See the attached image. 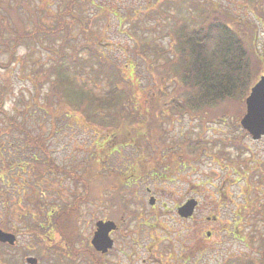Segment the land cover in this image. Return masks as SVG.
Wrapping results in <instances>:
<instances>
[{
  "label": "rangeland",
  "instance_id": "374dc122",
  "mask_svg": "<svg viewBox=\"0 0 264 264\" xmlns=\"http://www.w3.org/2000/svg\"><path fill=\"white\" fill-rule=\"evenodd\" d=\"M80 1L84 3L75 12L93 18L90 24V31H93L91 40L102 50L106 48L105 51L111 57L119 59L118 65L122 66L124 74L131 75L132 81L137 82L136 88L150 90L148 94H153L154 98L160 93H170L174 83L161 79L163 74L159 75V68L152 67L151 59L133 56L132 51L136 45L138 48L143 47L145 38L162 46L169 43V39L165 40L160 35L165 30L173 28L174 23L170 16L164 19L156 11L162 4V0H96L98 4L95 6L90 4L89 0ZM208 1L216 2V5L221 6L230 14L240 34L242 24L239 21L245 20L254 25L255 34H251L247 42L253 50L254 46L250 43L255 35L258 53L257 59H254V68L257 71L255 78L263 74L264 63H261V58L264 57L262 55L264 53V0ZM64 2L65 0H15L12 4L19 6L18 14L15 15L20 20L18 22L30 29L32 27L31 14L26 8L24 10L21 7L22 3L24 6L28 3L33 7L34 21L39 20L51 24L53 17L62 8ZM147 5H152V14L141 12L139 16L143 17V23H138L137 26L125 22L119 24L113 17V14L121 12L120 9L125 11L130 10V7H139L142 8L141 11H144ZM102 6L109 7L111 14L96 12L98 15H95L93 13L97 9L100 10ZM167 11L175 17L186 14L185 11H177L174 8ZM89 12H92L90 16H88ZM10 20L13 24H17L15 18H10ZM159 20L164 25L167 23L166 27L160 26L157 22ZM138 21L141 22V19ZM128 32H137L134 40L128 39L126 34ZM69 36L70 39L76 36V40L70 43L76 45L77 48H81L85 44L83 41L87 39L77 26L69 31ZM44 42V46H18L14 52L15 59L6 67H0V89L3 90L2 110L6 116L0 112V150L2 151L0 156L2 159L0 160V223L6 226L4 228L18 233L19 240L31 245H34V241L29 238L30 233L28 232L36 234L37 237H42L39 231L46 234L44 235L48 237L47 241L44 240L46 244H43L41 249L38 248L39 251L46 253L52 249L50 244L56 240V237L54 240H50L49 237L59 232L57 225L48 228L51 223H47L46 210L49 209L50 202H62L66 205L73 200H85L80 208L81 212L85 211L87 214L81 215L79 224L74 218L71 227L75 230L74 246L77 247L79 240L88 241L92 236L94 222L90 212L100 211L98 207L88 203V200H100L101 197L97 196L100 191H103L104 186L117 185L121 188L120 201L126 202V209L122 216L127 218L132 210H139L143 213V220L138 221L137 229L132 223L131 226H127L134 231L133 238L139 240L141 246L134 247L133 245L131 250L128 247L130 242L124 243L126 240H121V247L124 250L129 253L130 251L135 252L132 258L120 254L121 264H142L140 261L143 258L150 259L148 264H243L248 261L249 257L253 264H264L260 261L264 245V221L256 218L264 212V208L244 206V176L240 173L234 175L226 168H220L214 155L219 149L214 148L213 142H216L218 146L220 138L236 137L237 147L241 150L233 145H228L226 148V152H231L232 159L250 158L251 150L254 155L264 156V140H252L239 125V119L245 111L239 114V106L237 109L228 107L224 110L227 115L218 117L219 115L213 114L212 119H204L200 122L198 117L190 118L187 114L172 113L170 120H167L163 115H168V111L152 110L153 101H147L149 96L143 95L144 92L141 90V95L138 94L136 101L133 102L134 110L136 109L133 115L137 118L135 121L140 122L139 127H136L137 132L129 129L130 136L126 139V141L128 138L133 140L131 142L133 145L128 144L121 148L123 146L119 142L121 136L115 126L112 128L106 125L96 126L87 122L81 114H72L71 111L74 109L72 106L60 105L56 97L47 94L50 81L48 79L41 81L42 76L39 71L44 72L58 60L60 39L53 43V48L49 47L46 41ZM123 49H126V52ZM66 50L68 51V48ZM8 57V51L0 49V63H7ZM126 60L130 67L124 65L127 64ZM163 61L161 58L157 62L162 63ZM70 72L68 73L70 78L83 84L95 95H102L109 91L110 84L103 79H95V75L92 77L88 69L81 72L72 69ZM164 76L168 78V75L164 74ZM162 83H166V86L161 85L162 88L156 91L155 87ZM147 102L151 103V107L149 106V110L145 113L143 106ZM60 107H64L66 111L61 113ZM8 116L13 119L14 123L24 125L33 136L45 137L46 145L56 164L73 169L76 173H72V176L64 172L56 174L55 171L46 173L44 176H42L43 173L36 174L33 171L34 161L32 158L29 159L31 152L29 153L26 150L27 147L22 145L23 135L9 126ZM223 119L225 121L221 122ZM161 121L162 124H159ZM105 134L111 137L102 138V150L100 151L96 138ZM186 137L191 139L192 144L199 137L207 142V155L203 157L201 164L200 161H191V157L187 159L184 155L186 150L183 149V145L185 143L180 144ZM159 139L163 141L162 146ZM105 142H108V145L112 143L113 147L110 149L108 146L104 147ZM175 142L178 144L175 145ZM136 146H140L142 148L140 151L145 152L144 154H152V156L155 149L159 151L164 148L167 158L161 157V159L163 163H166L167 170L156 177L146 170L148 168H145V173L138 179L135 177L138 174L132 177L127 174L128 178L126 175L117 178L115 176L117 174L114 173L108 180L105 174H109L108 171H111V168L119 167L122 162L126 169L130 168L129 162H133ZM187 150L191 151V149ZM108 152L115 155L100 162L97 156ZM167 153H171L172 158L168 157ZM33 154L38 161L45 158L37 150ZM219 163L222 166L225 164L223 161ZM244 168L240 165V169L244 170ZM86 174L92 178L90 179L92 184H89L87 176L88 186H86L92 193L84 196V189L81 186L85 185L81 182L85 180ZM251 174L250 192H246L247 197H257V202L264 203L263 196L257 194L260 191L255 190L257 186L252 181L254 173L251 172ZM234 178L239 179L237 183H234ZM150 196L154 198L152 205L149 204ZM192 197L198 202L193 218L183 219L177 213V206ZM219 200L221 205L218 203ZM40 202H44L42 208L35 206V203ZM234 211H237V216L233 215ZM218 213H220L218 220L207 219V216H218ZM98 215L100 214L96 216ZM236 219L237 223L234 226ZM38 222H41L45 229L42 228L37 232L32 227ZM207 231H210L208 236ZM80 247L82 248L81 245ZM35 252L36 250H33L31 253ZM187 256L189 258L186 261L183 258ZM3 260L4 251L0 245V264H4ZM37 264H54V262L49 257L41 255Z\"/></svg>",
  "mask_w": 264,
  "mask_h": 264
},
{
  "label": "trees",
  "instance_id": "16d2710c",
  "mask_svg": "<svg viewBox=\"0 0 264 264\" xmlns=\"http://www.w3.org/2000/svg\"><path fill=\"white\" fill-rule=\"evenodd\" d=\"M14 1L0 0V49L8 51L9 54L8 62L0 63V67H6L9 62L15 59L14 52L20 45L44 46V41H46L49 47L53 48V43L60 39L58 45L60 52L57 53L58 60L44 72H42L41 67V71H39L42 76L41 81H47V79L50 81L47 94L56 97L60 105L72 106L74 109L72 111L69 109L72 114H81L87 122L96 126L106 125V127L111 128L115 126L121 136V141H119L122 143L120 145H123L121 148L128 144L133 145L131 143L133 140L128 138L126 141V139L130 136L129 129H132V132H137L136 129L139 127L140 122L135 121L137 118L133 115V112L136 113L133 102L136 101L138 94L141 95V90L144 92L143 95L149 96L147 101H153L152 110L158 112L168 111V115H163L167 120H170V114L179 113L181 115L187 114L190 118L198 117L200 122L204 119H212L213 114H217V116L227 115L224 110L228 107L237 109L239 106V114L245 108L244 99L257 73L254 68V59H257L258 54L255 35L252 43H250L254 46L253 50L247 42L249 36L255 34L254 25L245 20L239 21L242 24L240 34L232 22L233 19L230 14L223 10L221 6L216 5V2L208 0L161 1L162 4L156 11L164 19L170 16L174 23L173 28L165 30L160 35L165 40L169 39V43L162 46L145 38L143 47L138 48L136 47L138 45H136L132 49L133 56L151 59L152 67L159 68V75L163 74L161 78L163 81L167 79L174 83L170 93H160L154 98L153 94H148L150 90L136 88L137 82L132 81L131 75L124 74L122 66L118 65V58L111 57L105 51V47L102 50L91 40L93 31H90V24L93 18L75 12L76 9L82 6L84 1L65 0L62 8L53 17L51 24L39 20L34 21L33 7L28 3H25L24 6L23 2L21 7L24 10L26 8L28 13L31 14L32 27L30 29L25 28L21 22H18L20 21L19 18L15 17L18 14L17 8L19 9V6L12 4ZM89 3L94 6L98 4L96 0H89ZM145 8L147 9L141 11L142 8L130 7V10L120 9V13L112 14L119 24L125 22L137 26L138 23H143V17L139 16L141 12L152 14V5H147ZM171 8L177 11L183 10L186 14L175 17L167 11ZM99 9L93 13L95 15L100 12L111 14L109 7L102 6ZM90 14L92 12H89L88 16ZM10 18H15L17 24H13ZM138 19H141V22ZM157 22L163 28L167 25V23L164 25L160 20ZM75 26L83 32L84 38H87L83 41L85 44L81 48H77L76 45L70 43V41L76 40L77 35L71 37V39L69 36V31ZM126 34L128 39L134 40L137 32ZM96 35H98V32H96ZM123 50L126 52V49ZM161 58L164 61L162 63L157 62ZM126 63L124 65L130 67L128 61ZM71 68L76 72L88 69L92 77L95 75V79H103L110 84L109 91L102 95H95L83 84L69 77L68 73L72 70ZM164 74L168 75V78ZM161 85L166 86V83L157 85L155 87L156 91L162 88ZM2 94L3 90L0 89V112L4 114ZM150 104L147 102L143 106L145 113L151 107ZM64 111H66L65 108L60 107V112L63 113ZM7 121L10 127L20 131L23 135L22 145L27 147L26 150L29 153L31 152L29 159L32 158V161H34L33 171L36 174L43 173L42 176H44L46 173L55 171L56 174L64 172L72 176V173H76L73 169H67L56 164L46 145L45 137L33 136L24 125L14 123L9 116ZM159 124H162V121ZM99 136L96 141L101 151L102 138L105 139L111 137V135ZM138 136L143 138L140 134ZM106 146L110 149L113 144L108 145V142H105L104 147ZM36 150L45 157L41 161L36 160V156L33 154ZM1 153L0 150V156ZM0 160H2L1 157ZM125 162L127 163V161ZM120 168L121 173L108 171L109 174H105L108 176V180L111 177L110 175L114 173L119 177L126 175L127 178L128 175H131L132 169H126L123 162ZM85 176V180L81 183L88 186V174ZM90 179L92 178L89 177V184H92ZM73 211L74 209L70 210L68 215L62 216L56 223L58 231L71 242L76 239L75 230L71 228L72 223H74ZM0 226L2 228L6 227L2 223H0ZM260 261L264 262V245ZM243 264H253L252 259L249 257L248 261L243 262Z\"/></svg>",
  "mask_w": 264,
  "mask_h": 264
},
{
  "label": "flooded vegetation",
  "instance_id": "af4514ba",
  "mask_svg": "<svg viewBox=\"0 0 264 264\" xmlns=\"http://www.w3.org/2000/svg\"><path fill=\"white\" fill-rule=\"evenodd\" d=\"M262 55H264V53ZM261 63L262 64L264 63V57L261 58ZM262 75H264V73L259 74L258 77H256L254 81L250 84L247 95H249L252 86L259 80V78ZM244 111H246V105H245ZM240 119H239V125H240ZM224 121L225 119L221 120V122H224ZM246 133L248 132L246 131ZM248 134L252 140H256V141L264 140V134H262L257 139H254L250 133ZM236 139H237L236 137L232 139L220 138V140H218L220 145L218 146L216 142H213L214 148L218 147L217 149H219V151L216 152V154H214L217 159L216 162L220 166V168L222 169L226 168L228 171H231L234 175L237 173H240L244 176V184H245L244 188L245 189L243 190L245 193H243L242 190L241 191L244 194V203H245L244 206L245 207L246 206H249V207L259 206V207L264 208V203H261L260 201L257 202V197L256 198H252L251 196L247 197V193H246V192H250V182H251L250 175H252L251 172H253L254 176L252 178V181L253 183L255 182L257 186L255 187V190L260 191V193H257V194H261L263 196L262 198H264V156L261 155L260 157V155L258 154L254 155L252 154L253 150H251L250 158H244V159L236 158L238 161L236 159H232L230 157L231 152H226L227 151L226 148L228 145H233L234 147H237L236 141L238 140ZM142 140H145V139H142ZM158 141L160 142V145L162 146L163 141L161 139H159ZM184 143L185 145H183ZM176 144H178V142H175V145ZM180 145H183V149L186 150L184 155L186 156L187 159L191 157V161L198 160L200 161V164H201L203 157L207 155L208 145H207V142H205V140L201 137H199L197 141H194L193 144L191 143V139L186 137L183 140V142H181ZM140 149H142L140 148V146H136V152L133 153V158H132L133 162L130 163V166L132 169L131 176L138 174L135 176L136 179H138L139 177L143 176L142 174H144L146 170H148L150 171L152 175L154 174L156 177H159L163 172L167 170L165 166L166 163H163L161 159V157L167 158L166 153H164V150H163L164 148L159 151L155 149L153 156L152 154L151 155L147 153L144 154L145 152H141ZM187 149H191V151ZM238 150H241V148H238ZM113 155L115 154L110 152V153H104L103 155L99 154L97 157H99V160L101 162V161L108 160L109 157ZM167 156L172 158L171 153L170 154L167 153ZM221 161L225 162L223 166L219 163ZM240 165L245 167L244 170L240 169ZM147 167L148 169L145 170V168ZM111 171L112 172L116 171L118 173H121V168L120 166L119 167L115 166L114 168H111ZM117 178H119V176H117ZM132 180L134 179L132 178ZM237 180L239 179L234 178V183H237ZM81 188L84 189V196H86L88 193L91 194L89 187L81 186ZM120 189L121 188H119L117 185L103 187V191H100L98 193L99 195L97 194L98 196L96 195L97 197H101L100 200L98 201L88 200L89 201L88 203H90L92 206L98 207L100 211L98 213H95L94 211L90 212L92 216L91 219L94 222V228L92 230V236L88 241L79 240L80 243L77 242L82 246V248L81 247L79 248L80 246L79 244H78L79 246L77 245V247L74 246L76 239H74V241L71 242V240L63 238L64 236L60 232H58L54 234V236L49 237L50 240H54L56 237V240L52 242V244H50V246L52 245L51 247L52 249L50 251H47L46 253L41 252V250L39 251L38 248L41 249V246L43 244L44 245L46 244L44 240L48 239V237H44V235L46 236V234H43L39 231L42 228L45 229V226H42L41 222L34 223L32 228L36 230L37 232L39 231L38 233H40L42 237H37L36 234L27 231L28 233H30L29 238L33 239L34 245H31L30 243L22 242L21 240H19L18 233L12 232L11 229L9 230V229H5L1 227L4 231L13 233L15 235V240L13 243L0 242V245H2L3 251H4V260H3L4 264H37L39 261V258H41V255H45L49 257L50 260L54 262V264H121L120 254L128 258L134 257L135 252L130 251L129 253L128 251L124 250V248L121 247L122 242L120 241L126 240L124 241V243L130 242L128 247L131 250L133 248V245L134 247L141 246L139 240H137L136 238H133L134 231L127 226H131V223H132V225L137 229L138 221L142 222L143 220L142 219L143 213L139 210H132L128 214L127 218H124L122 216L124 213V209H126V202L123 203V201H120L119 199L120 198L119 193H121ZM147 191H149V189H147ZM78 197H81V196H78ZM188 199L190 198H187L186 200ZM84 202L85 200H80V199L73 200L72 202H69L66 205H64V203L62 202H60L62 204L56 201L50 202L51 204L49 206L50 208L49 210H46L47 223H51V225L48 226V228H51L53 225H57L56 223L58 222V220L62 216L68 215L69 211L70 210L72 211L73 209H74L73 214L77 215V216H74V218L76 220V223L79 224L80 219L82 218L81 215L84 213L87 214V212L85 211L81 212L80 206ZM231 202L234 203L233 201ZM218 203L219 205H221L220 200L218 201ZM35 204H36L35 206H37L38 208H42L43 207L42 204H44V202L35 203ZM181 205L177 206V213H178V207H180ZM97 214H100V215L96 216ZM237 214H238L237 211H234L233 215L237 216ZM219 215L220 213H218V216L217 215L207 216V219H212L215 221L219 219ZM181 218L190 219V218H193V214L190 217H186V218L181 217ZM256 218L259 221H264V212L261 215L257 216ZM98 221H103V222L112 221L115 224V227L109 231V237L112 239V247L107 249V251H104V252L101 250H97L92 244V237L96 230V223ZM229 221L230 219L227 220V223ZM234 221L235 223L233 225L236 226L237 219ZM206 234L207 236L210 235V231H207ZM33 250H36V252L31 253ZM28 258H35L36 261L34 263H31L28 261ZM188 258L189 256H187L186 258L184 257L183 259H186L187 261ZM80 259H82L83 263L82 261H80ZM148 261L150 262V259L143 258L140 261V263L148 264Z\"/></svg>",
  "mask_w": 264,
  "mask_h": 264
},
{
  "label": "water",
  "instance_id": "95a60500",
  "mask_svg": "<svg viewBox=\"0 0 264 264\" xmlns=\"http://www.w3.org/2000/svg\"><path fill=\"white\" fill-rule=\"evenodd\" d=\"M246 111L240 119V125L254 139L264 134V75L252 86L249 95L245 98ZM150 203L153 204L154 198L150 197ZM197 201L194 198L188 199L184 204L178 207V214L182 217L192 215ZM115 227L112 221H98L96 230L92 237V244L97 250L106 251L112 246V239L109 237V231ZM15 235L6 232L0 228V242L13 243ZM28 261L34 263L35 258H28Z\"/></svg>",
  "mask_w": 264,
  "mask_h": 264
}]
</instances>
